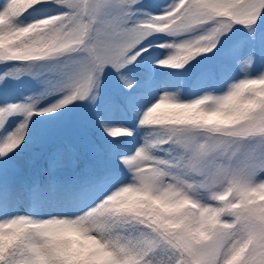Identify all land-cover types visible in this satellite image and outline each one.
<instances>
[{
  "label": "snow or ice",
  "instance_id": "obj_1",
  "mask_svg": "<svg viewBox=\"0 0 264 264\" xmlns=\"http://www.w3.org/2000/svg\"><path fill=\"white\" fill-rule=\"evenodd\" d=\"M58 14L22 25L21 18L41 9ZM144 0H3L0 3V64H23L4 76L24 72L54 73L58 81L46 94L62 98L37 110L34 103L0 102V264H87L89 257L75 250L61 254L51 229L71 224L96 237L108 264H264V93L246 85L264 82V73L250 75L251 56L239 60L244 78L222 94L207 91L181 100L165 92L142 102L140 127L149 130L134 154L117 155L121 173L106 170L93 176L81 191L87 204L63 206L47 219L14 215L30 202L33 191L6 184L3 161L25 143L34 116H48L78 101L96 104L100 77L106 67L117 73L150 54L143 42L154 35L192 38L155 44L167 50L159 66L183 69L191 61L214 52L236 26L248 29L251 40L264 22V0H176L157 15L144 12ZM123 87L135 81L121 74ZM251 94H248V93ZM240 95L246 109L235 122L203 119L218 111L223 101ZM31 99V98H29ZM159 109L169 116L151 117ZM198 113L199 115L194 114ZM172 113H176L172 115ZM22 117L9 132L8 122ZM98 124L112 144L133 131L110 125L102 115ZM125 173L127 175H125ZM129 185L151 206L121 203ZM35 210V206H34Z\"/></svg>",
  "mask_w": 264,
  "mask_h": 264
},
{
  "label": "trees",
  "instance_id": "obj_2",
  "mask_svg": "<svg viewBox=\"0 0 264 264\" xmlns=\"http://www.w3.org/2000/svg\"><path fill=\"white\" fill-rule=\"evenodd\" d=\"M167 1L144 0L146 8L139 18H145L144 12L156 14ZM59 11L55 6L41 9L33 15L26 14L20 23L26 25L36 19L58 14ZM256 35L264 37V22L259 23ZM182 36L192 37V34ZM251 36L248 29L236 26L221 37L214 52L197 57L183 69L161 66L154 69L153 65L166 58L168 52L153 45L172 42L156 35L150 37L143 42L144 47H150V54H144L143 58L122 70V73H117L110 66L105 68L100 77L95 105L90 99L78 101L51 115L33 117L29 125L30 134L16 151L23 164L14 169L11 157L3 161L5 183L31 189L33 196L30 203L45 211L54 204H84L91 199V194L81 189L91 177L100 176L106 170L121 173L117 155L143 146L149 133L139 123L144 100L158 97L161 89L175 93L182 100L206 83L225 84L239 71L237 62L249 56L254 61L250 75L255 77L264 73V44L259 39L253 42ZM24 67L23 64H0V76ZM240 72L244 78V73ZM121 74L135 81L133 89L123 87ZM57 81V75L49 72L40 75L24 72L17 78L9 76L0 83V98L11 103H34L42 110L53 99L62 98L63 93L46 94ZM98 114L110 125L130 129L134 136L117 138L120 143L113 145L112 138L107 137L98 124ZM21 119L16 118V126ZM7 129L10 132L11 122H8ZM4 135L0 132V138ZM61 158H65L69 169L54 173L53 168Z\"/></svg>",
  "mask_w": 264,
  "mask_h": 264
},
{
  "label": "clouds",
  "instance_id": "obj_3",
  "mask_svg": "<svg viewBox=\"0 0 264 264\" xmlns=\"http://www.w3.org/2000/svg\"><path fill=\"white\" fill-rule=\"evenodd\" d=\"M249 89H255L261 93H264V82H253L246 85ZM248 94H251L250 92ZM246 109L243 107L240 101V95H232L226 98L219 110L214 112L211 116H203V119H212L217 122L231 123L240 120ZM176 113H172L175 115ZM199 115L198 113H195ZM169 114L159 111V109H153L151 111V117L155 121H161L168 118ZM128 190L124 191L121 195V203L127 205H140L145 204L151 206V202L140 191L134 190L133 185L127 186ZM52 238L61 254L71 257L74 254L73 249L69 245L65 237L72 238L78 245L75 250L80 255H87L89 260L87 264H108L107 260L102 257L101 250L99 249L96 241V237L91 236L86 231L81 230L80 227L71 224H60L54 226L51 230ZM69 264H77V262L69 260Z\"/></svg>",
  "mask_w": 264,
  "mask_h": 264
},
{
  "label": "rangeland",
  "instance_id": "obj_4",
  "mask_svg": "<svg viewBox=\"0 0 264 264\" xmlns=\"http://www.w3.org/2000/svg\"><path fill=\"white\" fill-rule=\"evenodd\" d=\"M2 2H3V0H0V3H2ZM175 2H176V0H169L166 3H164L162 5V7H160L157 10L156 15L157 14H160L161 12H163L167 7H170ZM156 36L159 37V38L167 39L168 41L171 40V42H176V43H179V42H182L184 40H187V39L192 38V37H189V36H180V37H176V38L169 37L167 35H156ZM157 66H159V63L157 64ZM238 69H239V71L236 73L235 76L231 77L227 81L226 85L215 84V83L205 84L200 89H197L194 93L190 94L186 98V100L198 98L201 94H203L204 92H207V91H213V94H222L224 91H226V89H227V87L229 86L230 83H232V82H238L239 79H242L243 78L242 77V74L240 72L241 70H240L239 67H238ZM160 93L163 95V91H160ZM168 93H170V92H168ZM0 102H2L5 105L11 103L9 100L2 99V98H0ZM16 118H18V117H14V118H12L9 121V122H11V130H10V132L16 127V124H17ZM136 150H138V148L135 149V150H132V151H128L124 155L130 156V155L134 154V152ZM11 158L12 159H10V160H13V166H14L13 168L14 169H18V167H20L23 164L22 161H21V157L16 152L11 155ZM65 168H67L66 167V164L63 163V158H61L59 160V164H58L57 170L58 169L64 170ZM14 169H11V171H15ZM125 175H127V174L125 173ZM89 201H90V199L85 204H87ZM14 210L16 211L14 213V215H21V216L33 215L36 218L47 219L50 214L51 215H56L58 212L62 211L63 210V207L54 206L48 212V214L46 216L42 212H40L39 210H34L33 208H31V206H30V204L28 202H25V203L21 204L19 207L14 208Z\"/></svg>",
  "mask_w": 264,
  "mask_h": 264
}]
</instances>
